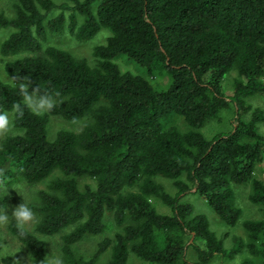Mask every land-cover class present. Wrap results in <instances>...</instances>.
I'll return each instance as SVG.
<instances>
[{"label":"trees","instance_id":"1","mask_svg":"<svg viewBox=\"0 0 264 264\" xmlns=\"http://www.w3.org/2000/svg\"><path fill=\"white\" fill-rule=\"evenodd\" d=\"M12 1L11 14L0 11V35L9 32L0 41V57L9 58L0 110L23 107L22 82L56 98L40 115L23 108L0 143V188L45 183L32 205L35 230L8 225L32 264L47 260L46 236H60L63 264H132V255L146 264H211L238 251L249 255L245 264H264V180L257 175L264 172V110L248 100H264V0ZM105 28L110 34L94 47V62L44 44L53 33L88 40ZM118 59L143 72L123 71ZM233 71L228 95L223 82ZM154 73L168 75L165 88L152 82ZM52 115L86 121L50 139ZM225 117L229 130L204 134ZM237 185L252 187L249 200L263 217L245 219L247 238L234 236L229 249L184 199L202 196L234 226L242 215ZM155 200L171 212L158 211ZM109 224L116 228L110 236ZM97 237L92 254L80 249ZM2 247L0 240V264H19Z\"/></svg>","mask_w":264,"mask_h":264},{"label":"rangeland","instance_id":"2","mask_svg":"<svg viewBox=\"0 0 264 264\" xmlns=\"http://www.w3.org/2000/svg\"><path fill=\"white\" fill-rule=\"evenodd\" d=\"M58 3L62 2V0H56ZM12 0H0V11H5L8 14L12 13ZM8 31L2 32L0 35V41H2L7 35ZM110 34L108 29H104L100 31L98 34L93 36L88 40H80L75 35L71 34L69 31H61L57 33H53L49 36V39L44 44H53L65 48L71 51L78 57H83L88 59L91 62H94V47L99 43L106 42L107 35ZM18 56V55H17ZM14 56H10L13 58ZM9 59L7 57H0V75L2 78L7 79L6 73L4 71L5 61ZM128 60V59H127ZM121 69L123 71L131 70L133 72H143V68L138 66L133 60L121 61L117 60ZM236 76V71L228 74L223 82V87L228 95H231L234 91L233 80ZM152 82L158 88H165L168 85L169 77L167 74H158L154 73L150 76ZM248 100L254 104V106L260 107L264 110V100L256 95L254 97H249ZM223 115L232 116V113L224 112ZM183 118V117H181ZM86 118H80L77 120H68L63 118L62 116L52 115L48 125V135L50 139H54L56 137V133L60 129H68L73 131H79L84 126V122ZM180 126L184 129H187V123L184 120H178ZM230 121L229 117H225L223 122H219L214 120L213 122L208 123L206 126L202 128V131L207 137H211L219 131L229 130ZM258 129L260 132L264 134V122L258 123ZM14 129L12 133H14ZM0 136V143L2 139L5 137ZM257 175L260 179L264 180V172L261 168H258ZM86 181H91L88 178L83 179V183ZM159 181L166 185L167 190L171 193L176 191L175 187L172 184V180L166 178H159ZM45 183H37V184H16L5 186L4 188H0V203L4 200L5 205L0 207V211H7L10 213L11 208L18 206L23 201V196H27L31 202V205L37 203V191L40 188H44ZM19 189L22 194L17 190ZM237 200L236 203L238 206L242 208V215L239 222L232 226L225 223L220 216L208 205L206 200L200 195L188 194L184 200L190 202L195 207V213H205L211 224V228L214 229L219 237H223L226 240V247H233V238L234 236H242L243 238H247V233L243 226V221L245 219H258L262 218V212L260 210V206L252 203L249 200V194L252 191V187L250 185H237ZM36 202V203H35ZM156 208L160 212L170 213L171 210L165 204H163L159 200L154 201ZM38 218V216H37ZM37 223V219L34 223L30 224L27 229L35 230V226ZM112 223V222H111ZM8 224L0 225V240L2 241V251L5 254L11 255L19 264H32V260L27 249L21 244V242L11 234L8 228ZM112 224H109L106 230V234L109 236L114 233L116 228L111 227ZM48 240V256L47 259L52 257H60V236H51L45 237ZM97 238H88L81 242L80 249L82 251H86V254H92L96 248V240ZM193 256V252H191ZM196 255V254H195ZM249 257L246 251H238L232 257L226 255H219L211 264H245V260ZM106 259V257H105ZM130 262L132 264H146L136 256L132 255L130 258Z\"/></svg>","mask_w":264,"mask_h":264},{"label":"clouds","instance_id":"3","mask_svg":"<svg viewBox=\"0 0 264 264\" xmlns=\"http://www.w3.org/2000/svg\"><path fill=\"white\" fill-rule=\"evenodd\" d=\"M19 93L22 97L21 104H14L9 110H0V136L10 135L13 131L14 120L22 115L23 108H27L36 115L51 111L56 103V98L48 93L31 86L30 82L19 83ZM21 194L22 192L17 189ZM23 201L13 208L10 213L0 211V225H6L9 222H15L21 234L24 230L37 219L34 207L27 196L22 194ZM41 264H63L62 257H52L41 261Z\"/></svg>","mask_w":264,"mask_h":264}]
</instances>
